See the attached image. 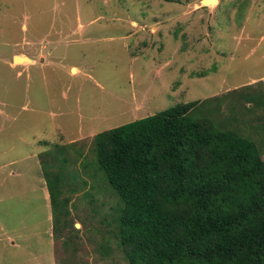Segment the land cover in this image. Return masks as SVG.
<instances>
[{"label":"rangeland","instance_id":"1","mask_svg":"<svg viewBox=\"0 0 264 264\" xmlns=\"http://www.w3.org/2000/svg\"><path fill=\"white\" fill-rule=\"evenodd\" d=\"M218 1L0 0V264H129L91 151L101 132L200 101L193 118L264 158V0ZM44 142L70 158L58 225Z\"/></svg>","mask_w":264,"mask_h":264},{"label":"trees","instance_id":"2","mask_svg":"<svg viewBox=\"0 0 264 264\" xmlns=\"http://www.w3.org/2000/svg\"><path fill=\"white\" fill-rule=\"evenodd\" d=\"M199 105L178 104L92 138L97 170L122 203L117 238L129 264H264L263 155L239 133L193 118ZM44 144L54 148L41 161L58 225L70 215L66 193L75 192L65 189L70 158Z\"/></svg>","mask_w":264,"mask_h":264},{"label":"water","instance_id":"3","mask_svg":"<svg viewBox=\"0 0 264 264\" xmlns=\"http://www.w3.org/2000/svg\"><path fill=\"white\" fill-rule=\"evenodd\" d=\"M211 1L214 2L215 0H203V3L205 4L206 2L208 3V2H211ZM217 2H219V1L217 0ZM209 4H210V3H209ZM14 62H16V63H23V62L33 63L34 61L31 60V59L28 58V57H24V56H16L15 59H14Z\"/></svg>","mask_w":264,"mask_h":264},{"label":"crops","instance_id":"4","mask_svg":"<svg viewBox=\"0 0 264 264\" xmlns=\"http://www.w3.org/2000/svg\"><path fill=\"white\" fill-rule=\"evenodd\" d=\"M16 56H20V55L15 54V55H14V59H15ZM34 63L36 64V61H35V60H34ZM73 68H75V69H77V70L79 71V69H78L77 67H73ZM73 68H72V69H73Z\"/></svg>","mask_w":264,"mask_h":264},{"label":"bare ground","instance_id":"5","mask_svg":"<svg viewBox=\"0 0 264 264\" xmlns=\"http://www.w3.org/2000/svg\"><path fill=\"white\" fill-rule=\"evenodd\" d=\"M209 3H216V4H217L218 2H217V0H215L214 2H213V1L208 2V3L206 2L205 5H207V4H209Z\"/></svg>","mask_w":264,"mask_h":264}]
</instances>
